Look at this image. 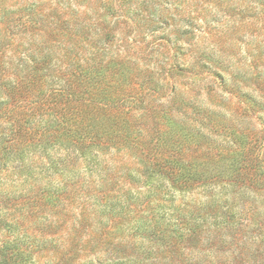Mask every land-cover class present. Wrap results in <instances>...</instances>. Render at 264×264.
Wrapping results in <instances>:
<instances>
[{"label": "trees", "instance_id": "obj_1", "mask_svg": "<svg viewBox=\"0 0 264 264\" xmlns=\"http://www.w3.org/2000/svg\"><path fill=\"white\" fill-rule=\"evenodd\" d=\"M99 1L96 20L81 12L91 9L88 0L40 11L23 2L13 10L0 6V228L7 222L1 212H11L12 228L32 230V248L41 250V238L54 229L72 227L78 244L77 226L89 225L115 240L114 264H146L160 250L169 264H197L182 257L203 225L190 229L185 218L167 216L169 198L210 184L263 192L264 147L241 131L245 119L233 113L227 122L211 93L213 107L200 111L197 100L160 82L165 66L142 64L133 45L138 36L130 43L129 30L118 27L157 36L162 20L148 2L135 7L136 0H120L119 10L117 0ZM178 45L171 48L176 58L185 56ZM168 46L158 44L148 55L156 48L168 53ZM175 67L181 66H170L172 75ZM75 208L79 219L66 220ZM140 235L152 256L125 262L124 242ZM15 249L4 243L0 258L8 263Z\"/></svg>", "mask_w": 264, "mask_h": 264}, {"label": "rangeland", "instance_id": "obj_2", "mask_svg": "<svg viewBox=\"0 0 264 264\" xmlns=\"http://www.w3.org/2000/svg\"><path fill=\"white\" fill-rule=\"evenodd\" d=\"M75 1L81 0H0V6L13 10L11 8L16 2H23L34 4L36 10L40 11L58 5L60 9L64 6L67 8ZM88 1L91 9L81 12L83 16L87 14V18L92 16L96 20L103 12L101 1ZM147 2L162 20L160 26L154 27L159 31L157 36L143 37L138 26L136 30L123 23L118 27L119 31H130V43L138 36V42L133 45L142 54V64H148L151 68L165 66L166 71L159 72L160 82L164 86H167L166 83L174 85L177 94L184 95V99L197 100L200 111L213 107L209 99L211 93L221 102V106L224 105L221 110L222 113L226 112L227 122L233 113L245 119L241 131L248 133L252 139L258 138V145L264 147V0H136L135 7ZM122 5V1L117 0L116 8L122 10ZM81 8L85 9V6ZM74 16L70 14L66 17ZM177 41L180 49L185 50V56L178 58L174 56V50L171 51ZM158 44L169 45V52L166 53V48H156L159 50L157 53L148 55ZM200 59L201 64L198 63ZM204 62V67L199 66ZM173 64L181 67H175L172 75L169 68ZM166 98L158 100L157 104H165ZM250 106L254 108L250 109ZM189 110L192 112L193 108ZM199 124H196L198 128ZM223 138L227 140L225 136ZM119 158L136 162L127 156L116 157ZM139 188L144 193L149 189L146 186ZM157 202L156 199L149 206ZM166 206L167 216L175 214L185 218L190 229L203 225L202 230L195 235V240L185 245L184 255L188 256L185 255L183 259L187 257L197 264H234L235 260H239V264H264V191L210 184L193 193H176L172 200L169 198ZM69 212L65 219L72 218V222H75L81 208ZM1 213L6 215L7 222L0 228V247L8 243L17 245V249L8 255V263L0 258V264L116 262L118 256L114 254L119 250L116 249L115 240L111 242L108 236L105 239L102 233H106L102 228L77 226L81 234L78 244L72 227H62L63 231L54 229L56 232L53 236L48 235L45 241L41 238V250H35L31 244L34 240L32 230L29 232L27 229L25 232L22 229L17 231L15 227L13 229L12 213ZM146 215L151 218V214ZM129 239L124 242L126 248L121 250L125 262L134 255L144 259L152 256L144 250L152 246L148 238L140 235L136 238L130 236ZM20 247L21 252L18 251ZM153 250L158 252L155 248ZM160 252L159 259L146 260V264H169V255L162 250ZM175 260L176 264H183Z\"/></svg>", "mask_w": 264, "mask_h": 264}]
</instances>
